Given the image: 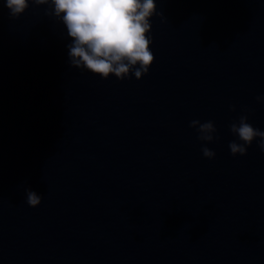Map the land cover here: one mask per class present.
Returning <instances> with one entry per match:
<instances>
[{
	"label": "water",
	"instance_id": "obj_1",
	"mask_svg": "<svg viewBox=\"0 0 264 264\" xmlns=\"http://www.w3.org/2000/svg\"><path fill=\"white\" fill-rule=\"evenodd\" d=\"M155 3L154 62L121 80L0 0V264H264V151L229 148L242 115L264 131V0Z\"/></svg>",
	"mask_w": 264,
	"mask_h": 264
},
{
	"label": "clouds",
	"instance_id": "obj_2",
	"mask_svg": "<svg viewBox=\"0 0 264 264\" xmlns=\"http://www.w3.org/2000/svg\"><path fill=\"white\" fill-rule=\"evenodd\" d=\"M49 5L54 15L67 28L71 43L67 46L72 66L100 74L107 79L114 74L123 80L134 71L137 79L148 73L154 62L153 53L149 49L152 42L146 36L151 30V17L159 15L155 0H4L10 18H18L30 5ZM115 65V67H114ZM264 100V97L256 98ZM235 111V106H231ZM190 127L196 129L198 139L211 142L219 139L213 121L201 122L192 120ZM230 131L238 137L229 143L231 154L245 155L247 146L256 138L259 148L264 151V131L255 128L242 115L239 121L230 124ZM202 153L207 158L215 157L216 153L207 146H202ZM27 192V203L37 206L41 196L30 189Z\"/></svg>",
	"mask_w": 264,
	"mask_h": 264
}]
</instances>
